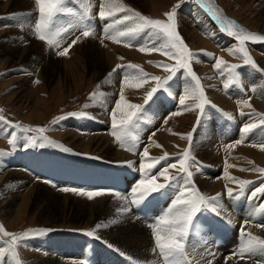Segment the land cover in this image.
<instances>
[{"label":"rangeland","instance_id":"obj_1","mask_svg":"<svg viewBox=\"0 0 264 264\" xmlns=\"http://www.w3.org/2000/svg\"><path fill=\"white\" fill-rule=\"evenodd\" d=\"M91 2L94 5L92 8L94 19L91 22L98 24L101 20L97 15L99 0H91ZM121 2L142 15L160 20H166L165 13L179 3L175 17L177 30L188 48L198 56V59L191 62V67L199 77L207 99L211 97L223 107L231 105L227 107L231 111L238 107L239 101L233 97L246 93L243 98H250V103L256 107L253 106L250 110L259 114L260 109L264 113V72L243 65L238 56L233 57L229 54L227 50L234 49L237 42L234 37L220 31L222 27L220 22L216 21L219 24L216 26L211 21L207 1L201 0L202 9L199 7L200 0H121ZM159 2L161 3L158 4ZM213 2L231 21L237 20L245 31L264 36V0H214ZM67 6L80 10L79 5L71 3V0ZM122 15L124 13H118V16ZM37 19L38 11L34 0H0V110H2L0 116L11 124L20 126L12 129L0 123V151L4 153L0 155V225L6 231L17 234L33 229L49 230L42 235L30 236L21 243L16 250L21 264H43L48 254L57 259L63 258L65 264H86L76 259L79 256L83 258V248L88 241L85 236H88L86 234L88 232H95L94 236H89L91 238L89 241L93 240L89 243L86 252L89 256L85 255L89 257L90 264H99V254L108 258L110 264H132L129 257L138 264H145L143 263L145 258L148 264H153L154 261H158V257L151 251L154 242L149 225L170 206L175 191L166 188L162 190L166 193L164 198L161 192H157L139 205L133 206L131 203H126L125 198L129 201L132 199L133 188L129 189L128 184L137 177L140 158L125 150L124 147H118L112 135L106 131L111 123V107L114 104L115 108L114 100L117 101L119 98L122 87L119 74L114 73L113 76L108 77V73L117 64H133L143 69L149 77L158 76L163 80L170 72L155 65L164 63L171 66L175 64V61L159 52L139 51L140 47L151 45L149 36L144 33L131 39L130 43L134 45L133 47H125L123 43H114L106 39L102 42V39H99L97 25H93L95 33H98L95 36L84 38L80 36L79 30L72 29L70 33L62 34L59 48L50 47L45 41L37 39L34 34V23ZM70 22H74L71 16H62L58 20L60 25H67ZM206 25L211 28L204 27ZM77 36H80V39L69 48L66 56L57 55L58 51L68 48ZM138 38H141V43H136ZM99 43L101 47L105 46L103 48L106 52H99V49L95 47ZM246 47L258 68L264 69V42H246ZM110 51L112 53H108ZM213 57L222 58L228 64L240 66L237 69L241 74L238 84L244 91L236 87L233 89L234 96L228 94L229 92L223 94L220 91L219 82L225 79L221 82L228 83V73L214 74L216 71L213 69ZM116 58L118 62L114 63ZM102 62L105 63L101 64ZM180 71L184 72L183 69ZM104 83L112 85L109 88L114 91L113 87L118 85L116 93L111 95L107 89H104ZM155 84L156 82L152 81L140 88H124L126 101L141 105L148 89L151 90ZM234 85L230 84L227 89ZM250 86L256 91L250 90ZM176 91L167 89L169 97H164V100L158 101L159 96L163 94L155 96L152 104H148V109L159 115L156 117L151 114L145 115L151 117L153 121L140 124L138 129L148 133L153 144L162 146L152 149L154 153L162 156L165 153L180 156L181 152L189 147V141L182 136L187 137L191 134V156L193 155L202 164L199 170L195 167L190 169L195 187L206 197L221 194L220 211L223 218L211 212L210 209L202 211L195 218L203 227L189 237L186 249L189 264H207L209 260L212 264H218L215 259L224 254L223 252H227L226 260L232 258L238 263L245 261V263L254 264V261L260 257L241 260L232 254L237 251L240 244L242 226L245 232L264 239V227H257L258 224L264 225V193L251 197V192L264 184V174L240 170L264 168V151H261L259 147L264 142V138L257 142L255 139H244L243 143H237L240 140V138H234L237 126L233 129L228 128L216 114L215 121L214 115L211 116L209 112L212 110L210 108L206 110L209 113L205 111L204 119L199 121L198 125L197 120L194 121L196 118L194 114L198 109L194 110L193 114L192 111H184L183 106L179 109H182L180 115H172L162 122L159 119L170 113L178 100L175 96ZM93 93H97L96 98H91ZM187 101L194 103L192 99ZM98 110L100 115L95 114ZM80 112L87 115L85 117L68 115ZM101 113H105L108 123L99 121L98 125L96 120L97 116H102ZM61 117L63 119H60ZM120 118L119 112L117 119ZM237 119L235 117V123H238ZM260 119L253 123L260 126V123L256 122ZM161 122L162 125L159 127ZM99 126H101L100 129ZM38 128L46 129L43 134L46 140L35 131ZM24 129H33V131H24ZM12 131H15L17 136L15 146L9 145L6 138V134ZM225 131H228V134L225 135ZM150 132L151 135H149ZM261 135L264 137L263 128L255 130L251 137H261ZM225 136L229 137L225 138ZM80 143L83 145L82 149L78 148ZM230 144L235 146L228 148ZM142 145L143 143L139 146L142 147ZM65 148L71 151L66 152ZM148 152L147 160L154 159L155 156L152 155L151 150ZM248 161L252 163L249 164ZM133 163H135V171L131 168ZM227 165H234L227 168L230 176L237 180L252 182L237 199L227 196V188L239 190V185L232 183L224 175ZM154 170L155 168L150 170L152 175L158 173ZM169 171H171L170 175L179 174L174 173L177 171L175 169H169ZM78 175H85V178L80 179ZM126 177H128V184L122 181ZM157 182L165 183L159 176H157ZM63 188L76 189L77 192L61 191L60 189ZM80 191L103 194L89 199L86 195L77 194ZM117 194L122 199H118ZM52 197L62 203L83 199L87 205L92 204V208L97 209L96 212L99 214L95 213L94 216L97 218L90 223L75 221L68 215V217L63 216L62 212L57 210L58 205L51 201ZM248 197L249 200L246 199ZM98 200L99 207H97ZM102 202L106 206L104 210H102L104 208ZM124 205L132 207L130 211L123 214L129 215L126 221L114 223L102 221L106 224L99 228L105 231L99 234L97 225H102L99 221L100 217L105 214L116 216L117 213H120L118 215L120 217L122 212L118 211ZM258 205L262 206L261 210ZM229 216L235 218H229ZM235 219H239V223L234 222ZM246 220L249 221L247 224L244 223ZM237 224L238 226L235 227ZM67 239L80 241L78 248L82 252L80 254L73 252L71 250L73 246L65 244ZM51 245H53V252L50 249ZM0 246L3 245L0 244ZM206 249H210L215 255H209ZM141 250L145 252L146 257L136 256L141 253ZM5 259L8 264H13L10 254H7ZM86 260L88 264L89 260ZM102 263L104 264L103 260Z\"/></svg>","mask_w":264,"mask_h":264},{"label":"snow or ice","instance_id":"obj_2","mask_svg":"<svg viewBox=\"0 0 264 264\" xmlns=\"http://www.w3.org/2000/svg\"><path fill=\"white\" fill-rule=\"evenodd\" d=\"M70 0H34L36 9L38 11V19L34 23V34L37 39L45 41L50 47H60V37L62 34L70 33L72 29H77L80 32V36L88 38L89 36H95L94 27L91 21L94 19L92 8L93 3L91 0H71V3L79 5V11L74 8L68 7ZM180 4L173 6L172 10L165 13L166 20L151 19L145 15H142L138 11H134L131 8L126 7L121 0H99V11L97 15L101 20H108L109 23L105 25L106 31L103 33V39L111 40L114 43H123L125 47H133L130 43L131 39L144 33L149 36L151 45L142 46L138 50L141 52H159L161 55L166 56L170 60H174V65H168L164 63L156 64V67L162 68L171 75L165 79H161L158 76L149 77L147 73L143 72L138 65L128 64L127 66L117 64L111 72L108 73V77L113 76L118 69L127 67L128 69H136L135 72L126 73L122 79V87L119 94V100L115 103V108L110 111L111 122H112V135L121 147H124L127 151H135L137 147V141L139 140L138 131L136 135H133L132 130H138L139 122L143 119L141 115L144 112V105H147L152 100L153 95L160 89H164L168 81L172 79L176 71L183 69L185 75L189 78L186 81L185 91L179 98V104L183 106L184 111L199 110L202 116L205 113V105H209L211 102L205 95L203 86L200 82L199 77L193 71L191 62L198 59L196 53H193L186 45L183 38L179 35L176 25V9L179 8ZM213 11V15L216 16L217 20L220 21L222 27L220 31L225 32L227 35L234 37L237 42L234 49H228L230 55L233 57H239L243 65L251 66L257 71L264 72V69H259L256 62L249 54L246 42H264V36L257 35L248 31L235 24V22L224 17L218 9H210ZM118 13H124L122 16H118ZM62 16L73 17L74 22H70L67 25L58 24V20ZM4 27H8L4 25ZM80 36L72 41L68 48H63L57 52L59 56H66L69 48L75 45ZM206 55H212L205 53ZM123 59V57H119ZM213 67L217 72L223 75L225 72L228 73V83H225L224 87L227 89L230 84H236L239 82L240 73L237 71L239 65L228 64L222 58L213 57ZM151 63V61H149ZM149 80L155 81L156 84L147 92L144 98V105H137L128 103L124 96V88L133 87L140 88L144 84L148 83ZM39 83V81H35ZM100 87L99 85L97 86ZM240 91H244L243 87H240ZM256 91L255 88L252 89ZM101 97L103 94H100ZM97 93H93L91 98H96ZM188 99L195 101L193 104H186ZM238 106L241 108H251L250 98L239 100ZM215 107V105H212ZM2 111V110H0ZM117 112L121 113V118L117 119ZM181 112H176L173 115H180ZM244 115L243 111L240 113ZM70 116L85 117L87 114L84 112L80 113H69ZM226 117L231 120L230 114H225ZM60 119H63L61 117ZM200 117L198 116L197 125L199 124ZM0 123H4L7 127L12 129L19 128L17 124H11L3 116H0ZM259 123L264 125V118L260 119ZM257 127L256 123H248L241 129V138L237 143H243L246 138V134L250 130ZM24 131H33V129H24ZM36 132L40 133L42 139L46 129L38 128ZM8 144L15 146L17 136L15 131L10 134H6ZM130 138V139H129ZM189 141V147L185 148L180 155L177 162L165 163L162 169L156 174L150 173L151 169L156 168L161 161L168 159V154L159 158L145 160L149 156L147 147H145L140 163L139 171L143 174L144 178L141 179L138 184L133 188L132 199L129 201L125 198L126 203L133 205H139L147 197L153 193L161 192L164 189H174L175 196L171 201L170 206L166 211L157 217L153 223L149 225L151 228L152 240L154 247L151 251L157 255L158 261H154L153 264H189L187 254V244L189 237L200 230L202 225L195 218L202 211L211 210L217 216L222 217V208L220 202V193L216 196L206 197L199 192L195 187L192 179L193 173L190 170L192 167L199 170L202 164L198 162L193 156H191V134L187 137L182 136ZM52 143L51 141H48ZM157 147H162L156 145ZM235 145L230 144L227 147L233 148ZM260 150L264 151V142L260 145ZM64 151H71L65 148ZM3 151H0V155H3ZM249 164L252 161H248ZM228 167H234V165H227L224 175L229 181L239 185V190L236 191L232 188H227V196L232 199H237L240 195H243L245 188L252 183L247 180H237L230 176L227 172ZM169 169H175L179 175H170ZM241 171H254L264 174V168H249L240 169ZM157 176L162 177L165 183H158ZM64 192H77L76 189L63 188L60 189ZM258 193H264V184L256 187L251 192V197H256ZM77 194L86 195L89 199H93L95 196L102 195L100 192H83L80 191ZM117 198H121L117 194ZM120 212L128 211L127 208L122 207ZM223 218V217H222ZM113 223L115 221H112ZM230 222V221H229ZM249 221H245L247 224ZM103 225H97V228ZM257 227H264V225H257ZM49 231L48 229H33L22 233H10L0 225V264H8L5 257L10 254L12 257L13 264H21L18 257L17 248L22 242L26 241L30 236L42 235ZM88 236H94L95 232L86 233ZM240 244L237 251L232 255L241 260L252 259L253 257H260L255 260L254 264H264V239L254 236L251 233L244 231L243 226L240 230ZM3 238H8L4 240ZM111 247V245H109ZM209 255H215L210 249H206ZM121 255H125L121 253ZM132 264H138L137 261L132 260ZM207 264H212V261H207Z\"/></svg>","mask_w":264,"mask_h":264},{"label":"crops","instance_id":"obj_3","mask_svg":"<svg viewBox=\"0 0 264 264\" xmlns=\"http://www.w3.org/2000/svg\"><path fill=\"white\" fill-rule=\"evenodd\" d=\"M161 2H159L158 4H160ZM155 4H157V3H155ZM107 22L106 21H100L99 20V39H102V37H103V33L107 30L106 29V27H105V24H106ZM95 34H98L97 32L95 33ZM103 40H105V39H103ZM106 40H108V39H106ZM138 42H140V41H137L136 43H138ZM141 43V42H140ZM98 49H99V52H106L105 50H104V48L103 47H105V46H100V43H99V45H97L96 46ZM108 53H112V51H110V52H108ZM149 57V56H148ZM153 58H155V57H153ZM115 62L114 63H117L118 62V58H116L115 60H114ZM104 62H102L101 64H103ZM121 65H124V63H122ZM113 66V65H112ZM111 66V67H112ZM124 66H127L126 64L124 65ZM214 69V68H213ZM215 70V69H214ZM135 71H137L136 69H128L127 67H125V68H122V69H118L117 70V72L116 73H118L119 74V77H120V82L122 83V79H123V77H124V75L126 74V73H129V72H135ZM216 72L214 73V74H217L218 72H217V70H215ZM171 75V73H169L166 77H169ZM221 75V74H220ZM118 77V76H117ZM165 77V78H166ZM189 78L184 74V72L183 71H178V72H176L175 73V75L174 76H172V79H170L169 81H168V83H167V85L165 86V88L164 89H162V91H157L155 94L156 95H153V98H152V100H150V102H148V104L149 105H151L152 104V102H153V100H154V98H155V96H157L158 97V94H160V95H162L163 94V96H159V98H158V101H159V99L160 100H164L165 98H168L169 96H168V92H167V89L168 90H174L175 89V91H176V93H175V96H177V98H178V100L176 101V103H175V105H174V108H173V110H171L170 111V113L168 112L165 116H163V118L162 119H159V120H162V122H163V120L165 119V118H170V116H172L174 113H176V112H181L182 111V109L181 110H179L180 108H182V106L179 104V98H180V96L181 95H183V93H184V91H185V86H186V81L188 80ZM222 80H225V79H222ZM222 80H220V82H219V85H218V87H221V89H220V91L224 94V93H228V94H231L232 96H234V92H233V89L234 88H236V87H232V88H230V89H225V87H224V83L223 82H221ZM118 81V80H117ZM152 81L151 80H149V82H148V84H150ZM221 84H223V85H221ZM103 86H105V83H104V85ZM117 86L118 85H116V86H114L113 87V89H117ZM122 86V85H121ZM120 86V87H121ZM237 88H239V87H237ZM250 88V90H252L253 89V87H249ZM104 89H106V87H104ZM114 91V90H113ZM116 91V90H115ZM113 92V94L112 93H110L111 95H114L116 92ZM148 91H150L149 89H148ZM147 91V92H148ZM228 94H226V95H228ZM246 93H244L243 95H241V96H234L233 97V99H236V100H242V99H246V98H243V96L245 95ZM119 96V95H118ZM117 96V97H118ZM171 96H172V94H171ZM117 97L115 98V99H117ZM165 97V98H164ZM111 98H113V97H111ZM119 100V98L117 99V101ZM208 100L211 102L209 105H206V107H205V111L208 109V108H210V109H212V110H214V111H212V110H209V112H210V114H211V116L212 115H214L213 117L215 118V121H216V115L220 118V121L224 124H226V126L228 127V128H230V127H232V129H233V127H235V126H237L236 127V130H237V133H236V135H234L235 137L234 138H241V129H242V127L243 126H245L246 124H248V123H253L255 120H258L259 118H264V113L262 112V111H260V109H259V114H257V113H255V112H253V110H250V108H240L239 106L238 107H235V110H228V108L227 107H229V106H231V105H229V106H227V107H223V105H221V104H219V103H217V102H215V101H213L212 100V98L210 97V98H208ZM222 101V100H221ZM114 102H116V100H114ZM142 103H141V105H144V101H141ZM162 103V102H161ZM169 103V102H168ZM194 103H195V101H194ZM228 103H230V102H228ZM148 104L147 105H144V112L141 114L142 116H143V119L139 122V125L140 124H146V122H152L153 121V119L151 118V117H149L150 116V114L151 115H153V116H158L159 114L157 113V112H152L151 110H149L148 109ZM186 104H188V105H190V104H193V102L191 101V102H189V101H186ZM212 105H215V107H212ZM171 106H172V104H171ZM251 106L253 107L254 105H253V103L251 104ZM255 107V106H254ZM114 108V104L112 105V107H111V109H113ZM151 108V107H150ZM256 108V107H255ZM196 111V110H195ZM194 111V112H195ZM241 111H243V113H244V115H241L240 113H241ZM193 112V111H192ZM194 112H193V114H194ZM207 113H209L208 111H206ZM119 112H117V114H118ZM230 114L231 116H232V119L231 120H229L227 117H226V115L225 114ZM262 113V114H261ZM216 114V115H215ZM247 114H252V115H247ZM97 115H100L99 114V110L97 111ZM101 115L103 116L104 115V113L102 114L101 113ZM145 115H149V116H145ZM105 117H99L100 118V120L98 119V116H97V124L99 123V121H101L102 123L104 122L105 124L106 123H108V118H106V115H104ZM194 116L196 117L195 119H194V121L195 120H197L198 119V116L200 117V122H201V120L202 119H204V116H205V113L201 116L200 115V113H199V110H197V112H196V114H194ZM209 116V115H208ZM235 117H237L238 119H237V122L238 123H235L234 122V120H235ZM104 118H106L105 120H104ZM241 118H244V119H241ZM75 120H78V119H74V121ZM119 120V119H118ZM78 121H80V120H78ZM81 122V121H80ZM162 122L161 123H159V127L162 125ZM200 122H199V124H200ZM257 123L259 122V121H256ZM234 124V125H233ZM259 124V123H258ZM260 126H257L256 128H254V129H252V130H250V132L249 133H247L246 134V138L245 139H255L256 141L255 142H257L258 140H261V139H263L264 137H262L263 135H261V137H251V135H252V133L255 131V130H257V129H259V128H263V130H264V125H261V124H259ZM101 128V126H99V129ZM223 129L224 130H226V128L225 127H223ZM197 130V129H196ZM195 130V131H196ZM228 130V129H227ZM106 131L107 132H109L111 135H112V131H113V129H112V122L110 123V125H108L107 126V128H106ZM137 131H138V135H139V140L137 141V147H136V149H135V151L133 152V151H129V152H131V153H133V154H135V155H137L139 158H140V163H141V157H142V153H143V151H144V149H145V147H147V150H151V153H152V155L153 156H155L154 158H159L160 156H162L161 154H156V153H154L153 152V150H155V149H153V148H155L156 147V145L155 144H153L152 143V141H150V139H151V136H148V133H146L145 131H141L140 129H138V130H132V132H133V135H136L137 134ZM194 131V132H195ZM227 132V134H228V131H226ZM149 135H151V132L149 133ZM144 136H146V138L144 137ZM105 138L107 139V137L105 136ZM225 138H228L227 136H225ZM112 139L115 141L114 143H116V145L118 146V147H120V145H119V143L116 141V139H115V137L112 135ZM130 139V138H129ZM141 143H143V145H142V147H140L139 145L141 144ZM153 149V150H152ZM123 150V149H122ZM137 151V152H136ZM137 153V154H136ZM149 153V152H148ZM182 153V152H181ZM156 154V155H155ZM169 156H168V159L166 160V161H161V163L160 164H158L157 166H156V168H155V170L154 171H160L161 169H162V167L164 166V164L165 163H173V162H176V161H178V159H179V157L180 156H178L177 157V155H175V154H168ZM193 156V155H192ZM145 160H147V158H144ZM199 162V161H198ZM139 163V164H140ZM200 163H201V161H200ZM171 173V171H169V174ZM174 173H177V171L176 172H174ZM173 173V174H174ZM179 175V174H178Z\"/></svg>","mask_w":264,"mask_h":264},{"label":"bare ground","instance_id":"obj_4","mask_svg":"<svg viewBox=\"0 0 264 264\" xmlns=\"http://www.w3.org/2000/svg\"><path fill=\"white\" fill-rule=\"evenodd\" d=\"M205 1H207L208 3H206L207 5H209V8L210 9H218L219 10V12L224 16V17H226L227 19H229V20H231L229 17H227V16H225V14L223 13V10L221 9V8H218V7H216L215 5V3L212 1V0H205ZM212 1V2H211ZM157 5V4H156ZM205 6V5H204ZM206 7V6H205ZM209 9V12H211V14L209 15L213 20H215V21H217V22H220L219 20H217V18H216V16L215 15H213V11L212 10H210ZM203 16H204V14H203ZM197 17H199V16H197ZM208 22V21H207ZM209 23V22H208ZM210 24V23H209ZM200 26V25H199ZM201 27V26H200ZM204 27H207L208 29L209 28H211L210 26H204ZM183 31H184V29H183ZM188 32V31H187ZM187 37V36H186ZM192 38V37H191ZM218 41V40H217ZM218 43H220L219 41H218ZM222 43V42H221ZM225 43V42H224ZM96 47V46H95ZM96 50V49H95ZM106 56H108V55H106ZM98 58V57H97ZM102 58V57H101ZM109 59V58H108ZM138 59V58H137ZM104 60V59H103ZM105 63V62H104ZM111 63V62H110ZM94 65V64H93ZM106 69V68H105ZM104 70V69H103ZM105 87H106V89L108 90V92L109 93H113L114 91L113 90H110V88L109 87H112V85H110V84H105ZM116 90V89H115ZM229 106V105H228ZM95 114H97V111H95ZM104 115H105V113H104ZM101 116L102 118L103 117H105V116ZM156 117V116H155ZM107 118V117H106ZM106 118H104V120L106 119ZM98 119H99V116H98ZM104 123V122H103ZM88 124V123H87ZM95 124V123H94ZM158 124V123H157ZM99 125V124H98ZM216 127V126H215ZM96 129V128H95ZM224 134L226 135L227 134V132L225 131L224 132ZM227 137H229V136H227ZM212 141V140H211ZM82 144L80 143L79 145H78V148L80 149H82ZM76 147V146H75ZM102 148V147H101ZM106 150V149H105ZM116 152V151H115ZM210 152V151H209ZM117 154V153H116ZM118 155V154H117ZM210 156V155H209ZM135 163H133L132 164V166H131V168L135 171V165H134ZM216 165V164H215ZM85 175H78V177L81 179L82 177H84ZM85 178V177H84ZM127 178V179H126ZM126 178H123L122 179V181H124V183L126 184L127 182H129L128 181V177H126ZM200 179V178H199ZM204 179H206V178H204ZM52 182V181H51ZM131 182V181H130ZM130 182H129V184H130ZM128 184V183H127ZM128 184V185H129ZM37 189V188H36ZM52 192V191H51ZM51 194V193H50ZM52 195V194H51ZM10 197V196H9ZM17 197V196H16ZM12 198V197H11ZM74 199V198H73ZM100 199V198H99ZM122 199V198H121ZM13 200V199H12ZM51 201L52 202H55L57 205H58V207H57V210L58 211H60V212H62V215L63 216H69V218H72V219H74L75 221H87L88 223H90L91 222V220H95V218H97L96 216H94L95 215V213H97V214H99V212H96V210L97 209H94V208H92V204L89 206V205H87V203L85 202L84 203V201H83V199L81 200V199H78V200H75V201H68L67 203L66 202H61V201H59V200H57V198H55V197H52L51 198ZM88 202V201H87ZM105 202V201H104ZM104 202H102L103 203V205H104V208L102 209V210H104L105 208H106V206H105V203ZM15 203V202H14ZM101 203V202H100ZM38 205V204H37ZM36 205V206H37ZM122 205V204H121ZM39 206V205H38ZM102 206V205H101ZM116 206V205H115ZM97 207H99V200H98V202H97ZM96 207V208H97ZM122 207H125V208H127L128 209V211H130V209L132 208H130V206L129 205H124V206H122ZM121 207V208H122ZM38 209V208H37ZM12 210V209H11ZM101 211V210H100ZM128 211H126V213L128 212ZM49 212V211H48ZM117 212V211H116ZM118 212H120V211H118ZM107 213V212H106ZM125 212H122L121 214H122V216H118V215H120V213H117L118 215H113V216H110V215H102L101 217H100V219L101 220H99L100 221V223H102V225H105V224H103V222L102 221H104V222H107V221H109V223H113L112 221H117V222H119V221H121V222H124V221H126V217L127 216H129V215H123ZM125 213V214H126ZM131 213V212H130ZM40 214V213H39ZM51 215V214H50ZM229 215V214H228ZM65 216V217H66ZM67 216V217H68ZM100 216V215H99ZM61 217V216H60ZM131 217V216H130ZM129 217V218H130ZM47 218V217H46ZM45 218V219H46ZM229 218H235L234 216H229ZM66 219V218H65ZM244 219V218H243ZM239 220V219H238ZM238 220L237 219H235L234 220V222L236 221V222H238ZM144 221H146L145 220V218H144ZM233 222V223H234ZM239 223V222H238ZM134 224V223H133ZM137 224V223H136ZM142 224V223H141ZM100 225V224H99ZM142 226V225H141ZM140 226V227H141ZM238 226V224L235 226V227H237ZM105 227H107V226H105ZM144 227V226H143ZM113 228V227H112ZM99 229V234L100 233H102L103 231H105V230H101V228H98ZM104 229V228H103ZM145 229V228H144ZM108 230V229H107ZM143 230V229H142ZM110 231V230H109ZM103 235V234H102ZM101 235V236H102ZM109 235V234H108ZM108 237H111V236H108ZM145 237V236H144ZM79 243H80V241H78V240H75V239H72V240H69V239H67L66 240V243L65 244H69V245H72L73 246V248L71 249L73 252H76V253H81L82 252V250H80L79 248H78V246H79ZM50 249L52 250V252H53V245H51L50 246ZM84 249V248H83ZM128 249V248H127ZM50 250V251H51ZM63 252V251H62ZM97 252H99V251H97ZM130 252H132V251H130ZM55 253V252H54ZM65 253V252H64ZM224 254H222V255H220V256H218V258H216L215 260L218 262V264H250V263H245V261H244V263H238V262H236V261H233V260H235V259H232V258H228L227 260L225 259V256H226V254H227V252H223ZM67 254V253H66ZM139 255H142V258L143 257H146V255H145V252L143 251V250H141V253L140 254H136V256H138L139 257ZM76 256H77V254H76ZM62 257V256H61ZM60 257V258H61ZM99 264H103L102 263V260H103V262H104V264H110L109 263V259L108 258H106V257H103V255H101V254H99ZM102 258H104V259H102ZM64 259L62 258V260L61 259H57V257L55 258L53 255H49L48 254V257L46 256V258H45V260H44V262H43V264H65V261H63ZM144 260V259H143ZM98 263V262H97ZM143 263H145V264H148V262H147V260H146V258H145V260L143 261ZM67 264V263H66Z\"/></svg>","mask_w":264,"mask_h":264}]
</instances>
